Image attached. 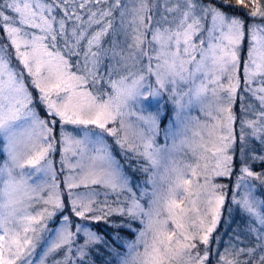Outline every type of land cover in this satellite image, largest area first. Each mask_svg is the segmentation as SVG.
Instances as JSON below:
<instances>
[{
    "label": "snow or ice",
    "instance_id": "obj_1",
    "mask_svg": "<svg viewBox=\"0 0 264 264\" xmlns=\"http://www.w3.org/2000/svg\"><path fill=\"white\" fill-rule=\"evenodd\" d=\"M98 260L264 264V0H0V264Z\"/></svg>",
    "mask_w": 264,
    "mask_h": 264
},
{
    "label": "rangeland",
    "instance_id": "obj_2",
    "mask_svg": "<svg viewBox=\"0 0 264 264\" xmlns=\"http://www.w3.org/2000/svg\"><path fill=\"white\" fill-rule=\"evenodd\" d=\"M193 115H199V112L197 110H193ZM53 159L56 162L57 168H59V153L55 154L53 156ZM175 159H176V161L178 163L183 164L185 162H190L191 161V156L189 154H187L186 152H181V153H179V154L176 155ZM254 168H258L256 171H259L260 170V167H259L258 164L255 165ZM233 180H235V177H233ZM218 182L228 183L227 180H220ZM165 187H166V185H165ZM100 198L103 200V196H101ZM235 220H236V223H238V224H240L242 226V228H241V233H242L243 232V229H244V223H243L241 217L239 215H235ZM221 232H223V229H222ZM227 239H228V237L225 236L224 237V240L226 241Z\"/></svg>",
    "mask_w": 264,
    "mask_h": 264
},
{
    "label": "trees",
    "instance_id": "obj_3",
    "mask_svg": "<svg viewBox=\"0 0 264 264\" xmlns=\"http://www.w3.org/2000/svg\"><path fill=\"white\" fill-rule=\"evenodd\" d=\"M233 14H236V15H243V12L242 11H237V12H235V13H233ZM259 167H260V165H259ZM258 168H255V170H257ZM233 182H234V180H233ZM222 183H224V182H222ZM101 199V198H100ZM102 200V199H101ZM237 220V219H236ZM236 220H235V222L232 224V228H235V229H237L238 231H240L241 232V228H242V226L240 225V224H238V223H236ZM99 228H100V230L102 231V232H105V233H111L113 230L112 229H110V228H108V226L107 225H105V224H101V225H99ZM220 231H222V229L220 230ZM121 235H127V233H121ZM97 264H99V260H98V262H97Z\"/></svg>",
    "mask_w": 264,
    "mask_h": 264
}]
</instances>
